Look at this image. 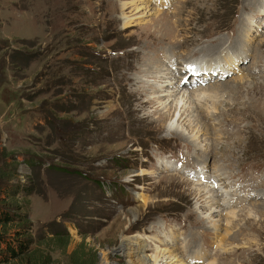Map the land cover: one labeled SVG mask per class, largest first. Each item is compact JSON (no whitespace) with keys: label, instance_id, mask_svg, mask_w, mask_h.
<instances>
[{"label":"rangeland","instance_id":"rangeland-1","mask_svg":"<svg viewBox=\"0 0 264 264\" xmlns=\"http://www.w3.org/2000/svg\"><path fill=\"white\" fill-rule=\"evenodd\" d=\"M225 52L223 75L186 87H213L215 113L193 103L196 130L169 135L148 74L179 84ZM202 165L233 199L217 229L188 177ZM0 210L32 241L10 264H137L121 245L137 235L139 256L264 264V0H0Z\"/></svg>","mask_w":264,"mask_h":264},{"label":"bare ground","instance_id":"bare-ground-1","mask_svg":"<svg viewBox=\"0 0 264 264\" xmlns=\"http://www.w3.org/2000/svg\"><path fill=\"white\" fill-rule=\"evenodd\" d=\"M125 6H123V8ZM129 22H130V20H125L124 25L130 24ZM171 34H172V38L170 40H173L174 34L172 32H171ZM168 38H170V37H168ZM213 50H215V48H213ZM219 54H221V52ZM234 58L237 59L239 57H234L233 54H230L229 52H225L223 54V56L219 57V59H216V60H213V58H210V59L200 58V59L195 60L197 62H193V61H192L193 63L190 61L187 63L184 62L183 65L181 67H179V69L181 71H185V73H186V71H189V73H186V74H187V76H189V75H191V76L189 78L188 77L184 78L185 80L188 79L187 82H184V81H182L183 79H181L179 84L176 80L174 81V78H172V77L169 78L170 77L169 75H171V73H173L171 71V65H169V67H166V68H165V66H166L165 65L164 67H162L160 69V71L158 70L157 72H154L155 74L154 73L148 74L150 76V78H153L152 76H155L154 80H156V87L159 88L158 90H160L161 93L157 94V96L159 97V98H157V102H155L153 99H149V100L145 101L144 103L145 104H151L153 107H156V108H157V106L155 104H157L158 108H160V110H157L158 113L159 112H161V113L165 112L164 114H167V117L164 119L168 120L165 127L167 128L166 131H167V133H169V135L178 134V133L182 134L184 131H183V128H181L182 126H180V125L184 122H185L184 125L187 124L186 130H191V129H192V131H194V129L196 130L197 126L194 125V122H196L198 120L197 118H195L197 113H198V117L200 119L203 116V118H206V120L208 119V115L211 114V112L215 113L212 110L213 106H215V103L212 100V95L215 94V92H216V91L214 92L213 87L211 88L210 92L203 91L202 88H200V87H199V89H193L191 92H189L186 90V87L188 88V85L189 84L192 85L193 82H195L197 84V82H200L209 76H214V75L215 76H221V75H223L224 69L222 67L224 66V68H226V66L227 67L231 66L232 65L231 60ZM226 62H228V65L229 64L230 65L229 66L226 65ZM233 63H235V62H233ZM169 64H171V63H169ZM196 64L199 66V69L201 70L199 74H194V73H196L195 71H194V73H191L194 68L193 69L190 68L189 70H187V67L189 65L194 66ZM183 66L185 67V69H183ZM216 68H218V71ZM241 79H242V77L238 78V80H241ZM163 84H165V86ZM171 85H174V89L169 88V86L171 87ZM203 101L205 102L204 111H202L203 109H200L201 107L200 108L198 107V104H200L201 102L203 104ZM193 103L196 106V107L194 106V109L198 110L197 113L195 110H192V108H193L192 104ZM161 113H159V114H161ZM197 124H198V122H197ZM201 132L204 133L203 128H202ZM197 133H198V131H197ZM195 135H196V133H195ZM207 148H208V146L206 144L204 149H207ZM171 165L172 164L169 161L165 162V166L170 167ZM175 167L177 168V170L181 171L180 173H187V172H183L181 170L182 168H178V165H176V164H175ZM204 171H205V168L202 165L199 168V172H196L190 176L188 175V177H191V179L193 180L192 185H194L196 187L195 190H196V193H197V196L199 197V199L205 200V205L208 207V210H210L207 213L208 214L207 218H210V222H212L213 227L215 229H217L218 226H220L219 225L220 222L215 219V216L213 214H215L217 212H219V214H220V212L222 210H224L225 214H224L223 222H226V224L230 223L233 215H235V211L230 210L231 209L230 208L231 207V201L233 199H232V195L230 194V192L226 191V190H224V188H222V186H221L222 185V181H221L222 177L218 175L220 173H216V170L214 172L212 171L213 173H211V172L205 173ZM217 176H219V178ZM224 178H225V176H224ZM220 218H221V216H220ZM222 219L221 220L219 219V220L222 221ZM170 236H171L170 239L172 240L173 234H171ZM138 241L141 242L140 247L148 245V242L141 235H137L134 237L122 236V238H121V245L124 248L123 250L126 252V254H129L130 256H132L134 258V260H132V261L134 263H137V264H184V262H182V261H184L185 257L189 258L191 256L192 258H194V255L196 256V253H197L195 250L189 249L186 256H184V258L182 259L181 258V251L182 250L178 251L179 253H177V251L175 250L176 248L173 247V248H165L162 250H158V249L154 250L150 257L139 256V255H135L134 254L135 252L132 253L131 251H129L131 249L128 248L133 243H136ZM201 258L202 257L198 256V260ZM189 260H191V259H189ZM192 261L193 260H191V262Z\"/></svg>","mask_w":264,"mask_h":264},{"label":"trees","instance_id":"trees-1","mask_svg":"<svg viewBox=\"0 0 264 264\" xmlns=\"http://www.w3.org/2000/svg\"><path fill=\"white\" fill-rule=\"evenodd\" d=\"M15 214L0 210V264L13 263L31 251L30 244L32 241L26 236L28 225L24 224L26 217L21 212ZM5 225L8 227L5 228ZM10 229H12V235L8 234ZM46 261L44 260V262Z\"/></svg>","mask_w":264,"mask_h":264},{"label":"flooded vegetation","instance_id":"flooded-vegetation-1","mask_svg":"<svg viewBox=\"0 0 264 264\" xmlns=\"http://www.w3.org/2000/svg\"><path fill=\"white\" fill-rule=\"evenodd\" d=\"M13 47H15V46H13Z\"/></svg>","mask_w":264,"mask_h":264}]
</instances>
